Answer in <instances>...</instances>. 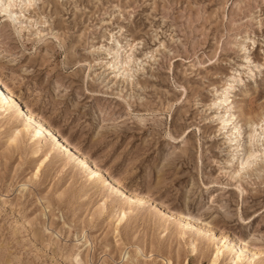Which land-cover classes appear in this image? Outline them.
Segmentation results:
<instances>
[{
	"label": "rangeland",
	"instance_id": "1",
	"mask_svg": "<svg viewBox=\"0 0 264 264\" xmlns=\"http://www.w3.org/2000/svg\"><path fill=\"white\" fill-rule=\"evenodd\" d=\"M2 4L1 82L127 194L162 209L91 177L50 134L34 137L27 120L36 122L6 98L0 264H233L221 236L264 264V166L234 175L249 124L264 119V0H41L32 15ZM40 15L48 29L37 42L28 21ZM121 27L144 41L138 71L116 47H126ZM158 44L156 58L143 59ZM236 72L241 134L230 144L224 112L211 105Z\"/></svg>",
	"mask_w": 264,
	"mask_h": 264
},
{
	"label": "snow or ice",
	"instance_id": "2",
	"mask_svg": "<svg viewBox=\"0 0 264 264\" xmlns=\"http://www.w3.org/2000/svg\"><path fill=\"white\" fill-rule=\"evenodd\" d=\"M9 8L12 7H19L23 15V9L29 10V15H32L34 11H38L41 8V0H19L18 3H15L14 0H9L8 4ZM48 7H51V5H47ZM3 7L2 0H0V8ZM112 8L117 9L116 5H112ZM123 12L128 13V15H132V9L128 7L123 8ZM117 13H121L120 9H117ZM0 15H2V12H0ZM9 18L12 20L13 24L16 23V17L9 14ZM119 19L121 21H125V15L119 14ZM29 24L35 23L36 24V40L37 42H41L40 38L47 35V29H48V22L47 18L44 15H40L38 19L33 21H28ZM43 29L44 31H42ZM31 31V30H30ZM121 33H125V28L121 27L119 29ZM19 35V33H17ZM126 39L124 40V44L126 45L125 48H121L120 44L117 43L116 47L124 53L125 60H124V66L126 68H131L132 65H135V69L133 70H140L142 67L140 65V62L136 60V54L137 49L141 48L143 46V39L136 37L131 31L125 33ZM55 38V37H53ZM109 43H112V41H109ZM255 46V45H253ZM164 49L163 44H158L156 48L149 51L143 59H155L157 56V53ZM262 52H264V48L261 49ZM166 51V49H165ZM246 51V50H245ZM209 64L214 63V61L209 60ZM245 63H250L249 61H245ZM264 74V65L259 66L257 69ZM241 75L240 73L236 72L232 76H228L224 83L220 86V90L216 92V95L214 97V102L211 105V108L213 110L220 109L222 112H224L223 119L220 121V127L225 132H231L232 135L228 137V143L234 144L236 143L235 136L240 135V130L237 129L235 123L233 121L229 120L227 109L230 105V96L234 90V88L238 85H242L244 83L243 79L237 80V76ZM251 75V73H249ZM229 124H231V128H229ZM249 127L251 129L250 133L247 135L246 142L244 139H241L240 143L242 145L246 144L244 148L240 150L239 154V166L238 170L234 171L235 177L241 176L243 173H245L247 170H251L255 168L257 165L264 166V119H262L259 122V125L255 124H249ZM257 144H259V148L261 150H257ZM233 161H235L236 157L233 156ZM237 260L239 261V257H237ZM242 264V262H241Z\"/></svg>",
	"mask_w": 264,
	"mask_h": 264
},
{
	"label": "bare ground",
	"instance_id": "3",
	"mask_svg": "<svg viewBox=\"0 0 264 264\" xmlns=\"http://www.w3.org/2000/svg\"><path fill=\"white\" fill-rule=\"evenodd\" d=\"M8 4H9V0H8ZM8 10H9V6H5V11H8ZM6 98L11 99L13 102H16L17 105L20 106L21 112H24L28 117H30L31 120L36 122V124H32V123H30L29 120H27L29 125H32L34 127V131H33V136L34 137L41 138V137H43L45 135V133L50 134L51 136H53L55 138V140H57L59 142V144L62 145V147H64L67 150H69L70 153H67L69 156H70V154H74L76 157H78L82 162H84L87 165V167H88L87 170H89V173H90L91 177H97L98 178L99 176H103L107 181H109L114 186V188H116L118 190L119 193L125 194L129 198L130 201H133V202H135V201H137V202H147L149 204L155 205L154 202L150 201L149 199H147L144 196L135 197L133 195L127 194L125 192L124 188L122 186H120L119 183H117L114 180H112L104 172L103 169L98 168L95 164L90 162L84 155L80 154L73 146L68 144L66 142V140L63 139L54 129L49 127L48 124L44 120H42L38 116L34 115L24 105L20 104V102L12 95V93L9 91V89L0 80V107L1 108L5 107V99ZM230 105H231L230 109L232 111H230L228 113V117H229L230 121H233L235 123L236 116H235V113L233 111L235 109V107L232 105V102H230ZM238 137H239V135H238ZM155 206L160 208V209H162L158 205H155ZM169 215H170V213H169ZM173 216L179 218L184 223L191 224V222H189V220L187 218H185L184 216H182L180 214L174 213ZM124 219H125V214L123 213L119 217V223H121ZM191 225H193V224H191ZM221 238L224 240V242L226 241L229 244L227 247H223L225 249V252L230 254V253L235 251V257L231 258L233 260L232 261L233 264L241 263L244 260L248 261L246 264H250L252 262V260L254 259V257L257 255L256 253L252 252L245 244H243V243H241V242H239L237 240L230 241L225 236H221ZM210 240H212V239H210ZM233 245L235 246V248L231 247ZM195 249H196V246L194 245L193 251H196ZM222 253H223V251L220 248L217 249V251L215 253V256H214V259H213V262L217 261V259L220 257V255ZM237 257H239V261L237 260ZM165 264H168V263H165Z\"/></svg>",
	"mask_w": 264,
	"mask_h": 264
}]
</instances>
